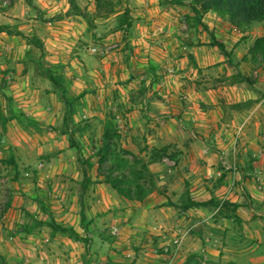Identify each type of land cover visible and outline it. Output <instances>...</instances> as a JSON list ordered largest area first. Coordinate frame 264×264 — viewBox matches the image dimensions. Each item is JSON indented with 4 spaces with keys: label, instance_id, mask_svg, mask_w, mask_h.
I'll return each mask as SVG.
<instances>
[{
    "label": "rangeland",
    "instance_id": "374dc122",
    "mask_svg": "<svg viewBox=\"0 0 264 264\" xmlns=\"http://www.w3.org/2000/svg\"><path fill=\"white\" fill-rule=\"evenodd\" d=\"M73 1L0 0V264H264V21Z\"/></svg>",
    "mask_w": 264,
    "mask_h": 264
},
{
    "label": "trees",
    "instance_id": "16d2710c",
    "mask_svg": "<svg viewBox=\"0 0 264 264\" xmlns=\"http://www.w3.org/2000/svg\"><path fill=\"white\" fill-rule=\"evenodd\" d=\"M180 3V0H177ZM190 8L195 15L206 14L209 12H215L220 15L228 17L230 23L236 28H243L251 26L255 23L264 21V0H189ZM70 4L75 9L77 15H81L79 8L75 2L71 0ZM206 28V26L203 25ZM40 47V46H39ZM54 82L55 78H51ZM65 126L68 129V117L65 118ZM68 131V130H67ZM68 133V132H66ZM112 128L110 122L107 121L102 135V149L105 154L109 153L110 147L113 142ZM71 144L78 149L74 137L70 138ZM115 165L121 170L131 169L133 166L129 164L124 158H117ZM142 171L134 169L132 173L139 174L137 180L141 182H129L127 180H121L119 178H107L105 181L110 185L120 196L128 200L143 201L155 188V184L151 179V172L147 167L143 166ZM134 175V174H133ZM150 177V178H149ZM90 182V180H87ZM82 216L85 217V213L82 210ZM42 223V222H41ZM46 225L54 233H60L66 235L71 239L80 240V234L72 227H66L58 224L54 219L50 222H46Z\"/></svg>",
    "mask_w": 264,
    "mask_h": 264
},
{
    "label": "built area",
    "instance_id": "2783aa9c",
    "mask_svg": "<svg viewBox=\"0 0 264 264\" xmlns=\"http://www.w3.org/2000/svg\"><path fill=\"white\" fill-rule=\"evenodd\" d=\"M90 53H91L92 56H95L96 51L95 50H92Z\"/></svg>",
    "mask_w": 264,
    "mask_h": 264
}]
</instances>
